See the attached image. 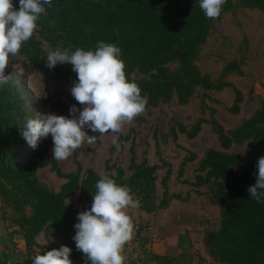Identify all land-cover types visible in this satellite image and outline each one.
<instances>
[{
  "label": "trees",
  "instance_id": "obj_1",
  "mask_svg": "<svg viewBox=\"0 0 264 264\" xmlns=\"http://www.w3.org/2000/svg\"><path fill=\"white\" fill-rule=\"evenodd\" d=\"M19 8V0H13ZM42 15L33 37L22 46L19 53L48 81L63 83L71 94L78 82L71 64L47 67L49 51L57 47L94 51L97 43L115 44L122 51L126 75L148 97L143 114H149L162 104L176 101L188 105L203 91H234V102L228 107L231 114L239 115L245 101L243 91L224 79L230 73L244 76L239 61L234 60L223 70V78L214 80L201 71L198 61L215 24L236 9L257 10L264 14V0H227L217 19H208L199 7V0H53L52 6ZM252 87L251 94H255ZM259 109L234 130L227 131L217 119V110L209 107L210 118H201L188 127L178 123L171 129L176 139L178 133L195 139L205 124L211 125L218 136L221 149L206 151L195 170V181L189 185L206 187L209 201L221 210V223L217 230L205 233L204 246L212 260L220 264H264V199H252L248 188L256 184L258 159L264 157V97L258 96ZM80 105L75 98L56 95L30 105L24 88L7 81L0 86V197L14 228L9 235L21 234L32 264L37 254L68 246L72 249L73 264L87 258L76 247L75 224L80 212L90 209L95 185L102 178L93 169L77 162V170L64 173L59 163L49 157L51 135L41 137L33 149L22 136L29 118L40 109L48 107L59 116L71 118L70 108ZM205 113L206 101H202ZM78 114V113H77ZM143 114L137 122H144ZM112 133L109 131V134ZM100 134V133H99ZM116 144L124 145L129 137L121 132ZM234 146H244L242 153L230 152ZM127 171L118 165L106 164L108 177L121 186L131 188L139 201L135 208L141 213L154 214L168 207L172 195L168 181L171 166L139 162L133 150ZM198 159L196 154L186 158L181 173L188 162ZM64 179L58 191L41 182L39 171L49 167ZM168 168L161 181L159 170ZM84 171V173H83ZM112 171H115L113 173ZM79 193L84 205L77 208L68 199ZM132 209V208H129ZM44 235L46 243L38 242ZM147 264H175L168 255L149 254Z\"/></svg>",
  "mask_w": 264,
  "mask_h": 264
},
{
  "label": "rangeland",
  "instance_id": "obj_2",
  "mask_svg": "<svg viewBox=\"0 0 264 264\" xmlns=\"http://www.w3.org/2000/svg\"><path fill=\"white\" fill-rule=\"evenodd\" d=\"M234 60L239 61L245 75L230 73L224 79L234 83L245 95L239 115L228 111V107L233 104L235 98L231 88L223 91L200 90L188 105H179L176 101L162 104L152 109L149 114H143L144 122H137L136 117L132 122L125 123L121 133L124 137H129V140L124 145L116 144L117 135L92 133L89 130V135H96L95 143L86 142L66 160H57L64 173L76 172L77 162H80L84 171L93 169L102 177L109 175L106 171L108 160L110 166H122L128 173L132 157L131 150L134 151L139 162L147 160L150 164L162 165L164 161L171 166L168 188L176 196L172 204L176 209L173 211L176 213L167 215L162 212L156 219H148L147 216L142 217L137 209H129L128 214L133 222V234L124 247L123 254L127 257L125 264H147V256L152 253L153 244L159 242L165 253L170 254L168 256L174 260L178 258L181 264H220L209 257L204 246L205 233L219 229L218 214L213 207L208 208L205 202L194 203L193 199L195 200L197 194L193 195L192 191L196 192V190L191 189L186 182L188 180L185 179L187 174L190 177L194 176L196 165L208 149H221L218 136L209 124L203 126V130L195 139H189L181 133H178L175 139L171 129L178 123L191 127L198 119H209L211 116L209 107H213L217 110V119L227 131H231L259 109L258 96L264 97V14L261 12L241 8L226 14L215 24L203 47L198 66L203 73L218 80L223 78V70L227 64ZM6 72L7 81H13L24 88L26 95L30 97V105L56 95H61L66 99L74 98L63 83L46 80L19 54L10 58V66ZM2 84L0 83V86ZM252 87L256 91L253 95L251 94ZM203 100L207 105L205 113L202 110ZM38 114L41 116L58 115L48 107L40 109ZM53 147L51 137L49 154L51 158H54ZM243 150L244 146H234L230 152L242 153ZM192 154H196L199 159L186 164L188 173L185 175V169L181 173V166L183 161ZM167 170L166 167L158 173L160 194L163 192L161 181L167 174ZM112 172L115 173V171ZM39 178L41 182L55 191H58L65 182L51 170L50 166L39 171ZM198 193L201 199L208 194L206 189ZM68 203L77 208L84 205L79 193L69 198ZM2 206L0 197V221L5 223V229L10 233L14 228L9 220L11 213L9 209ZM183 225L188 232H195L192 236L188 235L191 239L188 243L187 238L175 234ZM176 238H178L177 243ZM39 239L46 243L44 235H41ZM76 264H90V261L84 258Z\"/></svg>",
  "mask_w": 264,
  "mask_h": 264
},
{
  "label": "clouds",
  "instance_id": "obj_3",
  "mask_svg": "<svg viewBox=\"0 0 264 264\" xmlns=\"http://www.w3.org/2000/svg\"><path fill=\"white\" fill-rule=\"evenodd\" d=\"M53 0H19L17 9L13 0H0V83H7L6 69L10 58L18 55L38 28V22ZM227 0H199V7L208 19H217ZM122 51L115 44L100 41L94 51L57 47L47 53V67L71 64L78 82L71 88L75 100L83 106L70 108L71 118L54 114L29 118L22 136L35 149L41 137L51 135L53 157L66 160L84 143H95L92 133H119L125 123L143 114L148 97L126 75ZM78 113V115H77ZM256 184L248 188L252 199H264V157L258 159ZM90 209L78 214L74 241L90 264H125V245L131 240L133 222L129 208L139 207L131 188L103 176L95 185ZM72 249H59L37 254L32 264H73Z\"/></svg>",
  "mask_w": 264,
  "mask_h": 264
},
{
  "label": "crops",
  "instance_id": "obj_4",
  "mask_svg": "<svg viewBox=\"0 0 264 264\" xmlns=\"http://www.w3.org/2000/svg\"><path fill=\"white\" fill-rule=\"evenodd\" d=\"M202 158H200L198 165H196V167H195L196 169L199 167V164H200V161ZM196 161H193V162H196ZM184 169H185V175H186V173H188V165L185 166ZM190 172H191V169H190ZM193 175L194 176L190 177L187 174V177H185V179L188 180L189 182H194L195 181V173ZM190 188L193 190H196V192L192 191L193 195L197 194L195 200L193 199V201H195L194 203L195 204H199V203L202 204L203 202H205V203H207L206 205L208 206V208L213 207L214 211L217 212L218 217L220 219V223H221L220 207L218 205L212 204L209 201L208 197H209L210 193L207 190V188L206 187L196 188V187H193L191 185H190ZM205 189L208 192V194H207V196H205L204 198L201 199L198 196V194H199L198 191L201 192L202 190H205ZM170 194L172 195V198H171L169 205L166 209L158 211L157 213H154V214H146V213H141L138 210L137 211L139 212V214H141L142 217L147 216L146 218H148V219H150V218L156 219L159 216V214L162 212L166 213L167 215H170L169 213H176V212H174V211H176V209L172 205L175 201L174 198L176 196H174L173 193H171V192H170ZM190 195H191V193H190ZM199 199H200V202H199ZM188 228H190V227H188ZM13 229H18V228H13ZM175 234L180 235L182 238H187L186 242L188 243L189 240H191V239H189V236H192L193 234H195V232L194 231L188 232V229L183 225L179 230L176 231ZM16 237H18V239H16ZM39 238H38V242L40 244L44 245L45 243L43 241H41V239H39ZM175 242L176 243L178 242V238L175 239ZM172 243H170V244H172ZM176 243H174V244H176ZM152 253L159 254V255H170V254L165 253V251L162 249V247H160V242L153 244ZM177 259L174 260L175 264H181L179 259L178 260ZM0 264H30V259H29L28 253H27L26 244H25V241L23 240L22 235L17 233V234H14L13 237H11L9 235V232L6 231L5 223L3 221H0Z\"/></svg>",
  "mask_w": 264,
  "mask_h": 264
}]
</instances>
